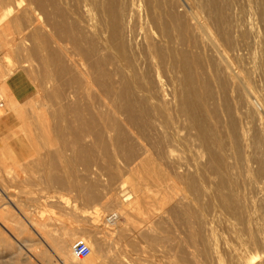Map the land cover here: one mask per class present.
<instances>
[{"label":"bare ground","instance_id":"1","mask_svg":"<svg viewBox=\"0 0 264 264\" xmlns=\"http://www.w3.org/2000/svg\"><path fill=\"white\" fill-rule=\"evenodd\" d=\"M255 1L260 2L261 11H252L249 16L244 15L246 18H242L240 9L236 6L239 9L236 11L230 0H205L204 4L209 10L208 17L200 20L198 15H195L196 11L194 15L199 22L197 27L204 31L206 42H203L205 43L203 45L190 46L178 43L172 37L173 23L177 24L183 32L192 30V25L187 22L185 16V11H193L192 8H194L189 0H31L30 4L34 7L33 17L27 21L25 30L30 32L32 41L29 43L27 38L29 34L26 36L23 32L18 33L19 39L28 55L37 56L47 65L55 66V78L58 81H55L57 84L50 96L56 101V103L54 101L56 105L53 103L55 108L51 113L52 122L45 118L43 124L47 125V128L50 127L55 139L63 142L65 150L68 147L71 148L68 140L75 142L73 145L76 146L72 149L74 156L77 157L78 165L81 164L86 169L95 162L96 150L104 149L105 165L103 167L110 173L111 177H109L113 182L115 178L117 179V173H122L121 171H125L127 175L130 173V176L128 175L130 180L127 181L132 184L134 196L124 192L127 181H123L122 188H118L124 192L123 194L120 191L124 197L122 201L129 203L132 199L139 207L144 202L146 205L142 208L147 209L144 213L149 215L148 211H151L153 214V218H150L152 216L150 213L151 216L148 219L152 221L145 228L135 227V236L126 237L125 228L122 227L120 235L123 236L125 243L121 244L115 252L116 246L115 248L113 246L114 249L111 250L115 254H110L109 241V244H106L107 254L103 264H141V261L137 263L133 261V257L131 258V254L140 252L150 256L146 264H160V258L157 259L158 253L165 258L166 264H201L203 260L200 263L198 251L195 252L193 248V252L189 249L191 254L188 253L190 257L187 259L180 253L183 249L176 252L172 244L169 246L171 239L165 236L166 230L163 228L164 231H162L165 235L159 230L165 220V214H161L159 210L168 209L171 214L174 213L173 217L182 215L189 223L193 219L204 222L201 219L203 218L201 211L194 209L195 206L191 204L198 203L204 195L196 175L204 174V169L208 167H211V170L214 169L213 173L222 172L223 169L227 173L233 168L238 174L239 169L241 174L242 172L245 174L241 176L246 177L250 184H256L258 189L263 188L264 0H253L252 3ZM16 8L17 0H0V25L5 20L9 24L20 21L16 16ZM0 98L10 101L2 90H0ZM10 104L16 107L11 101ZM43 113L40 115L42 116ZM41 116L40 119H42ZM41 123L39 125H42ZM88 138L93 140V145L84 142ZM108 143L117 149L119 158L122 156L118 163L110 154ZM181 150L191 151L194 156L193 161L190 162L186 158L185 160L183 155H180V153L183 154ZM64 152L60 149L54 152V155L49 154V162L46 165L49 170L46 174L48 181H54L60 186L75 187L80 198L86 202L96 203L103 200L106 203L109 199L111 200L110 192L105 191L102 197L99 191H95L93 185H85L82 179L76 178L77 175L74 177L76 179H73L72 172L76 166V159L74 163L70 162L73 158L69 161ZM228 152L233 156L231 158L235 159L234 163L226 162ZM205 155L208 156L207 162L206 158L203 162ZM55 170L57 173L53 174ZM181 184L191 187L190 191L193 189L195 196L193 200L188 197L190 195L184 193L186 189L189 190L187 186L186 189L184 188V194L176 198L177 200L175 196L169 198V193L175 189H179V193ZM148 186H151L155 193L154 195L152 192L154 196L149 193L152 196L151 199L153 198L152 201L147 199L150 198L148 192L152 189L150 187L147 191ZM2 191L6 194L4 190ZM188 194H190L189 191ZM178 203H183V207L178 209ZM16 204L17 209L23 208L22 205ZM4 205L7 207L3 204V209ZM94 208L96 209L92 211L96 217L102 214L103 211L100 212V209ZM123 208L129 220L130 214L127 212L129 210L124 206ZM2 215L0 213V219ZM25 218L29 225L34 227V221L29 216ZM182 218L180 224L184 226ZM108 221L111 226L116 225L119 221L118 214H111ZM174 221L177 222L173 219ZM194 222L196 221H193V225ZM143 224L146 225V223ZM187 227L185 229H189ZM186 232L185 235L190 234L189 240L194 248L199 239L202 243L205 242L201 228L191 229L187 234ZM85 240L86 238L82 239V241ZM77 241L70 244V254H68L74 263L95 264L94 256L100 244L96 241L94 243L85 241L89 244L91 253L84 260L74 255L73 247ZM207 246L200 249L205 254V258L209 253ZM206 260L204 262H207ZM60 261L66 264L64 257H61Z\"/></svg>","mask_w":264,"mask_h":264},{"label":"rangeland","instance_id":"2","mask_svg":"<svg viewBox=\"0 0 264 264\" xmlns=\"http://www.w3.org/2000/svg\"><path fill=\"white\" fill-rule=\"evenodd\" d=\"M189 1H190L191 6L196 8V9L192 8L193 11L191 10L185 11L187 22L192 25V30L187 33L183 32L177 27V24L173 23L172 24V31H173L172 37L178 43H183V44H187L190 46L203 45L205 44L203 42H206V37H205L204 31H202V29L200 30V27H197L199 25V22L197 21L195 15H198V18H200V20H204V17H208L209 10H208V7H206L204 4L205 0H192V1L189 0ZM230 1H232V7L235 6L236 11H239L240 9L241 15L243 16L242 18H246L247 16H249V14H251L252 11L253 12L261 11L260 2L256 3L255 1L256 4L253 2L255 6L254 7L252 3L253 0H230ZM30 2L31 0H28V1L27 0H17L16 16L19 18L20 21L9 24V22L5 20L0 25V28L2 27L0 31L3 29L2 35L0 34L1 35L0 36V90L5 92L7 99H10V101L13 102L14 105H16V107L15 106L13 107V105L10 104V101L4 100V98L1 100L0 98V106L1 105L4 106L5 117H6L5 125H4L5 133L3 136V146L0 148V171H1L0 172V177H1L0 178V195H1L0 196V213L3 214L0 219L1 220L0 221V264H63L60 261L61 257H64L66 259V264H75L74 261L71 259V257L68 255L70 254L69 253V247L71 246L70 244H73L75 241L77 240L79 241L85 238H86L85 240L86 242L90 241V243L91 242L94 243L96 241L100 244L101 248L97 245L98 247H97V252L94 256V260H95V264H100V263L103 264L105 261L106 254H107L106 244L110 243L109 244L110 250L114 249L116 246V249H114V252H115L121 244L125 243L123 236L120 235V232H122L123 228H125L124 235L126 237L135 236V233H134L135 227L145 228V226H147V224L150 223V221H152L149 219L153 218V214L151 211L150 212L148 211L149 215L144 213V211L145 212L147 211V209L146 210L144 209L146 205L144 202L142 203L140 207L139 205L134 203V200L132 199L129 201V203L123 202L124 197L122 193L124 194V192L125 193L127 192L131 196H134V190L131 187L132 184L130 183V181L129 182L127 181V180H130L129 179L130 177L128 178V175L130 176V173H128L127 175L125 171L124 172L121 171L124 176L126 175L125 177H123L122 173L120 172L119 174L117 173L118 175L117 179L115 178L113 182V180L110 178L111 177L110 173L103 167V165H105L104 149L103 150L99 149L100 151H97L98 149L96 150L95 162L91 165V167H89V169L88 168L86 169L80 163H79L80 165H78L77 159H76L77 157L75 158L74 156L75 153L72 151V149H74L76 146V145H73L75 144V142L73 140H68L69 142L68 144L69 146H71V148L68 147L70 150L68 148L65 150L63 142L60 141L59 139H55L56 137L51 133L50 127L47 128V125L43 124L45 118L48 119V121L52 122L51 113L53 112V109L55 108L56 101L53 100V98H51L50 96L52 94V91H54L53 88L55 84H57L56 82L58 81L55 78L56 76L55 66L47 65L43 60L41 61L37 56H34V55L30 56V54L28 55L27 52H25L26 49L24 48L23 43L19 39L18 33L23 32V33H26L25 34L26 36L29 34L27 36L29 43L32 41L30 32H28V30H25L27 21L29 20V18L31 19L33 17L32 12L34 10V7L30 4ZM257 4L258 6H256ZM256 8L257 9L259 8V9L257 10ZM194 11H196V13ZM244 15H246V17ZM193 24L195 25L193 26ZM195 28L198 29V31ZM195 32H198V33H195ZM202 35L204 36V39ZM9 70L11 73L9 72ZM47 70L49 71L47 72ZM2 88H7V89L3 90ZM9 92L11 93L8 94ZM12 94L14 95L12 96ZM40 111L42 113L45 111L43 113L44 117L43 115L42 116L40 115L42 114L40 113ZM40 116L42 117V119H40ZM26 123L28 125H26ZM40 123L43 126L39 125ZM45 126L46 128H44ZM84 142L86 144L93 145V140L89 138L86 139V141ZM46 143L47 144L49 143V144L47 145ZM109 144L111 145V143H108V145ZM110 145H109L110 154L113 155L112 157L114 158L115 162L117 161L118 163L119 161H121L119 159L122 156L119 158V156L117 155H120V154L117 151V149H115L113 145H111L110 147ZM60 149H62L63 152L65 150L64 154L68 160L73 158L71 161L69 160L70 162L73 161L72 163H74V160L76 159L75 161L76 166L74 170L72 169L73 172L71 170L73 179L80 178L83 180L85 185L87 186L93 185L95 188V191L96 192L99 191L98 193L99 194L101 193L100 195L102 197L104 196L103 194H105V191L110 192L111 200L109 199V201L106 203H104L103 200H101L102 202L96 201V203L86 202L84 199L80 198L78 191L75 187L60 186L54 181H48V179L46 178V174L49 173V170L47 169L46 165H48V162H49V158H50L49 154L54 155L55 154L54 152H57ZM180 152H183V154L180 153V155H183L184 159L186 158L190 162L193 161L194 156L192 155L191 151L181 150ZM229 153L230 152H228V155H227V158L228 157L229 158L228 159L226 158L227 160L226 162L234 163L235 159L231 158L233 156L230 155ZM185 154H187L190 158L186 156ZM205 158L207 162L208 156L207 155L204 156L203 162H205ZM41 160L42 162H40ZM213 170H211V167H208L204 169L203 171L204 174L199 173L196 175L198 185L200 184V187L202 188L204 195L202 196V198L199 200L198 203L193 202V204L191 205L195 206L193 207L194 209L201 211V215L203 216V218L201 217V219H203L204 222L202 220L197 221L196 219H193L191 222L192 224H191L188 221H186V219L182 215L179 217L175 215L174 217L176 218H174L172 215L174 213L171 214L168 209L159 210V212H162L161 214L163 215L165 214V217H164L165 220H163L164 221L163 226L161 229H159L160 232L163 234L162 231H164L165 229L166 232L164 231V233L165 234L167 233V234L166 235L163 234V235L169 236L171 239V241L169 242L170 243L169 246L172 244L171 246H173L172 248L176 252L179 251V249H183V251L180 253L185 255L187 259L188 257H190L189 254H191L192 248L195 252L198 251L200 263H201V260H203L201 264H215V263L216 264H238V263L239 264H264V244H263L264 243V237H263L264 236V224H263L264 223V199H263L264 186H262L263 188H260L258 186L260 188L258 189L256 184L255 185H253L252 183L250 184L246 180V177L241 176V175L245 176V174H243V172L241 174V172H239V169H238V174L237 172H235L237 170H234V169L232 173L230 169L228 171L229 173L228 172L226 173L225 170L223 169L224 171L222 170V172H219L221 174H219L216 171L213 173ZM62 171L64 172V170ZM233 172H235L234 173L235 175L233 174ZM52 173L56 174L57 171L55 170ZM75 176L76 178H74ZM217 178H219L218 179L219 181L217 180ZM237 179L239 183L237 182ZM116 180H119V181H116ZM227 180L228 182H226ZM85 181L88 183H86ZM123 181H127L126 183L128 184L127 185L125 183L124 192H122V189H118L119 187L122 188L123 184L121 183H123ZM51 182L52 183L54 182V183L52 184ZM215 182L218 183V185ZM111 184L113 187L111 186ZM186 186L188 187L187 184L186 185L181 184L180 187L182 189L180 188V191L182 192L179 191L178 193L179 189H175L174 191L169 193L168 195L170 196L169 198H174L173 196H175V199H176V198H179V196H182L181 194L185 193L186 195H190L188 197H190V199L193 200L195 198L193 194L194 191L193 189L190 191L191 187H188L189 190H187ZM227 186L229 188H227ZM150 187L151 186H148V189L146 190L148 191ZM184 188L186 189L185 192H184ZM219 188L221 192L224 193V195L223 193L220 192ZM254 189L255 191H253ZM2 190H4L6 194H4ZM152 190L153 188L151 189V191L149 190L148 194L151 193L153 195L154 191ZM188 191L190 192V194H188ZM151 194H149L148 196L150 198H147V199L149 200L151 199L152 197L150 196ZM262 195L263 197H261ZM3 197H6V198H3ZM152 199L150 201H152ZM110 201L114 203L112 202L110 203ZM116 201H118L119 203ZM261 201L263 203H261ZM16 203L20 204V206L22 205L23 208H20L21 211L16 208L15 206L17 205ZM3 204H6L7 206L5 207L4 205V209L2 207ZM182 204L183 203H178V206H177L178 209L183 207L184 204L183 205ZM196 204H197V207H196ZM121 205H123L126 209L129 210L127 211L130 214L129 220L126 218V215L124 214V208ZM220 205H223V206L226 205V206L221 207ZM143 206L144 208H142ZM94 207H97L98 209H100L101 210L100 212L103 211L102 214H100L98 217H96V215H94V211H92L93 209L94 210L96 209ZM257 208L259 209L256 210ZM212 209L213 210L215 209V210L213 211ZM252 210L253 211L255 210L256 213L259 211L257 214L260 216H258L255 213V211L253 212ZM2 211H4V213ZM166 211L167 212L169 211V212L166 213ZM31 213H33V215ZM114 213L118 214L119 221L117 222L116 225L111 226L110 222L108 221V218L110 217L111 214H114ZM150 213L152 214V216ZM145 215L148 217H146ZM25 216L26 217L29 216V218L34 221L35 223L34 227H31L29 225ZM149 216L151 217L149 218ZM171 216L173 218H171ZM180 217L181 218L183 217L182 223H185L186 226L185 225L184 226L185 227L188 226L189 229H185V227L182 226L183 224L182 225L180 224L181 222ZM95 219L96 221H93ZM169 219H172V220L170 221ZM173 219L176 220L177 222L174 221L175 222L174 223ZM193 221H196L194 222V225H193ZM215 221H217L216 222L217 224L215 223ZM166 222H168L171 226L167 225L168 223ZM143 223H146V225ZM243 223H245V225H243ZM198 228H201V230L205 232V233L202 232L205 242L202 243L199 239L197 241V244L195 245L196 247L194 248V245L189 240L190 234H187V233H190L191 229H198ZM171 231L172 233H170ZM185 232L187 235H185ZM106 234H109V235L107 236ZM63 236L65 237L64 239H63ZM103 238L105 240H103ZM93 239L95 240L93 241ZM184 239L187 242H185ZM182 245L184 247H182ZM209 245H210V248H209ZM212 245H214L215 247ZM205 246H207L206 248L209 249V250L207 249V251L209 252L208 253L209 255L214 253L211 256L207 254L208 259L205 258L206 257L204 256L205 254H203L201 251L202 250L201 248H205ZM210 249H211V253H210ZM112 251L113 250H111V253L110 252L109 253L113 254L114 252ZM138 254H134V253L131 254V258L132 257L134 259L136 258L135 260L133 259V261L137 263H140L141 261V264L142 263L146 264L147 260L150 259V256L145 254L144 252H140ZM202 255L205 258V260L207 259L206 260L207 262H204L205 260L202 257ZM136 256L139 258H137ZM211 257L214 259H212ZM86 259L87 257L84 258V260ZM157 259H159L160 264H166L165 258H162L160 253H158Z\"/></svg>","mask_w":264,"mask_h":264},{"label":"built area","instance_id":"3","mask_svg":"<svg viewBox=\"0 0 264 264\" xmlns=\"http://www.w3.org/2000/svg\"><path fill=\"white\" fill-rule=\"evenodd\" d=\"M73 252L78 258H86L91 253V248L85 241L79 240L75 243Z\"/></svg>","mask_w":264,"mask_h":264},{"label":"crops","instance_id":"4","mask_svg":"<svg viewBox=\"0 0 264 264\" xmlns=\"http://www.w3.org/2000/svg\"><path fill=\"white\" fill-rule=\"evenodd\" d=\"M5 110L4 106H0V148L3 146V136H4V125H5Z\"/></svg>","mask_w":264,"mask_h":264}]
</instances>
